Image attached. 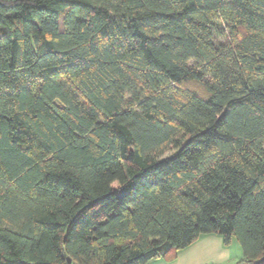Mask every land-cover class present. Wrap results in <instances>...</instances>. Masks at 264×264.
Returning <instances> with one entry per match:
<instances>
[{"label":"trees","instance_id":"obj_1","mask_svg":"<svg viewBox=\"0 0 264 264\" xmlns=\"http://www.w3.org/2000/svg\"><path fill=\"white\" fill-rule=\"evenodd\" d=\"M214 233L264 264V0H0V264Z\"/></svg>","mask_w":264,"mask_h":264},{"label":"crops","instance_id":"obj_2","mask_svg":"<svg viewBox=\"0 0 264 264\" xmlns=\"http://www.w3.org/2000/svg\"><path fill=\"white\" fill-rule=\"evenodd\" d=\"M232 239L230 243H226L219 234L202 235L194 243L179 251L174 260H152L148 264H240L243 261L242 249L240 252L238 249V253L234 255Z\"/></svg>","mask_w":264,"mask_h":264},{"label":"rangeland","instance_id":"obj_3","mask_svg":"<svg viewBox=\"0 0 264 264\" xmlns=\"http://www.w3.org/2000/svg\"><path fill=\"white\" fill-rule=\"evenodd\" d=\"M226 42H227V40L225 37H217L216 38L217 44H225ZM232 240H233V242H231L232 251H233V254L236 255V253H238V249H239V252L241 251V246H240V244L236 238H233Z\"/></svg>","mask_w":264,"mask_h":264},{"label":"water","instance_id":"obj_4","mask_svg":"<svg viewBox=\"0 0 264 264\" xmlns=\"http://www.w3.org/2000/svg\"><path fill=\"white\" fill-rule=\"evenodd\" d=\"M68 263H69V264H71V263H72V260H71L70 258L68 259Z\"/></svg>","mask_w":264,"mask_h":264}]
</instances>
